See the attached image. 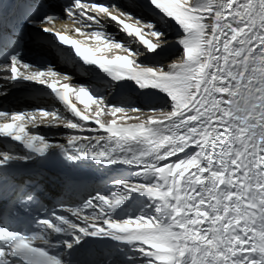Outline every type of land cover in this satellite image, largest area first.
I'll use <instances>...</instances> for the list:
<instances>
[{
  "label": "snow or ice",
  "instance_id": "obj_1",
  "mask_svg": "<svg viewBox=\"0 0 264 264\" xmlns=\"http://www.w3.org/2000/svg\"><path fill=\"white\" fill-rule=\"evenodd\" d=\"M126 2L135 6L136 0ZM147 4L148 18H142L116 3L71 0L62 12L74 28H57L56 14L35 26L113 85L130 81L141 92L161 94L162 106L147 109L151 115L109 103L50 65L24 63L18 52L0 64V95L13 81L38 83L72 117L57 109L0 110V138L26 150L16 155L14 147L0 149V218L32 216L55 178L42 166L13 165L34 160L42 165L54 149L70 163L87 158L122 164L137 177L112 180L113 191H97L75 206L59 201L47 216L32 218L35 231L0 226V264H63L52 252L60 244L52 236H70L63 240L65 249L84 237H111L134 245L143 264H264V0ZM158 24L174 25L175 39L169 41ZM110 25L115 32L107 30ZM14 39L0 24V52ZM170 45L180 49L178 60L165 65L141 59ZM101 115L113 118L105 123ZM28 126L77 131L64 132L60 143ZM130 193L147 203L140 213L115 219Z\"/></svg>",
  "mask_w": 264,
  "mask_h": 264
},
{
  "label": "bare ground",
  "instance_id": "obj_2",
  "mask_svg": "<svg viewBox=\"0 0 264 264\" xmlns=\"http://www.w3.org/2000/svg\"><path fill=\"white\" fill-rule=\"evenodd\" d=\"M98 3H116L119 7L124 8L126 11H132L134 15H139L142 18H148V12L150 8L147 4V0H136L135 6H130L126 0H96ZM146 11H143V10ZM58 14L60 19L56 22V27L61 28L62 25H67L69 29L74 28L75 26L71 21L63 16L62 8L58 9ZM160 30L167 32V39L173 41L175 39L176 31L175 26L165 27L162 25H157ZM110 32H115L116 28L114 25H110L107 29ZM123 34H121L122 37ZM121 37H117L118 39ZM133 47H136L133 45ZM39 51L46 57V67L52 66L56 71L60 73H67L73 78V82L76 84L87 85L94 95H103L106 96L109 103L116 104L125 108L136 107L144 109L143 115H151L147 112L148 108L161 107V94L155 93L152 90H145L141 92L135 84L130 81H121L116 84H112L108 77L99 71V69L94 66H83L78 58L74 59V54L71 49H58V48H48V47H38ZM38 48H27L28 50L37 51ZM175 55L176 58H173ZM181 55V51L175 45L167 46L163 49H158L155 53H149L146 58L142 57L141 59L145 63L155 64L163 63L167 65L169 62L178 60ZM173 56V57H172ZM26 85V88L33 90L36 87L38 89L46 91V94L34 99L30 106H24L25 110H33L36 108H44L48 111L53 109L59 110L61 116L72 119L69 113H67L60 102L55 98L54 94L50 89L44 85L30 82ZM10 84H6L7 96L13 92L20 90V87L10 89ZM78 107L83 108V105L78 104ZM90 108L95 109V105H91ZM14 112L23 111L21 103L16 99L15 108H12ZM24 110V111H25ZM121 114H118V116ZM128 115H136L135 113H128ZM113 117L110 115H101L100 119L102 122L107 123ZM128 123H136L138 121L130 120ZM118 123H123L118 120ZM95 127V125H92ZM29 131L34 134H40L45 136L50 141H58L60 143L65 142L63 136L64 132H74L77 130H67L63 127L60 128H47V127H36L32 128L28 126ZM91 134V133H85ZM8 140L7 138H3ZM10 141V140H9ZM8 148H15L14 154L24 155L25 151L21 148H16V146L10 141L6 146ZM58 152V150H53L48 156H51L53 153ZM135 172L134 168H131L122 164L114 165H105L101 163L97 170L95 177L92 179L91 183H80V184H70L71 187L68 188L65 185L58 181L50 182L48 187V192L52 196L54 204L56 205L59 201H64L65 206H75L76 204L82 203L84 200H87L90 195H94L95 192H101L107 195L109 192L114 190V186L111 185L110 181L112 180H128L131 181L134 179L133 173ZM131 194V193H130ZM129 194V195H130ZM128 195V196H129ZM130 202V201H129ZM147 203V198L135 193L134 202L129 204H122L114 213L113 217L118 220L134 216L137 213L141 212V209L144 208V205ZM53 204V205H54ZM54 205V206H55ZM145 212H149L150 209H144ZM65 215H70L67 212H64ZM52 240L59 241L60 244L56 248H62V252L59 258L63 262H68L74 258V256H79L82 259L86 258L87 264H143V259L139 252L134 251V245H130L125 242L117 241L111 237H84L80 244L74 245L72 249H65L63 247V240L71 239L70 236H52ZM88 243H96V246L89 248L87 250Z\"/></svg>",
  "mask_w": 264,
  "mask_h": 264
},
{
  "label": "rangeland",
  "instance_id": "obj_3",
  "mask_svg": "<svg viewBox=\"0 0 264 264\" xmlns=\"http://www.w3.org/2000/svg\"><path fill=\"white\" fill-rule=\"evenodd\" d=\"M143 11H146L145 9ZM177 55H175L173 58H176ZM137 177L134 176V179L133 180H136ZM134 196H135V193H131L128 198L125 200V202L123 204H129L131 205L133 202H134ZM130 201V202H129ZM140 213V212H139ZM138 214V213H137Z\"/></svg>",
  "mask_w": 264,
  "mask_h": 264
}]
</instances>
